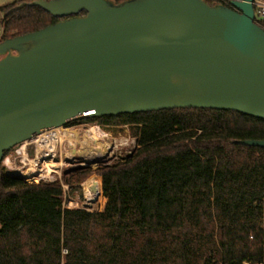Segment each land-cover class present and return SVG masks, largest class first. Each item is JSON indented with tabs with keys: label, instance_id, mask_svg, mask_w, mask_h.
Here are the masks:
<instances>
[{
	"label": "trees",
	"instance_id": "1",
	"mask_svg": "<svg viewBox=\"0 0 264 264\" xmlns=\"http://www.w3.org/2000/svg\"><path fill=\"white\" fill-rule=\"evenodd\" d=\"M34 1L0 7V43L60 20ZM85 123L128 127L137 141L114 164L65 173L80 199L81 185L101 178L102 211L66 209L61 184L9 177L0 165V264H264V149L238 144L264 141L263 120L181 109L65 127Z\"/></svg>",
	"mask_w": 264,
	"mask_h": 264
},
{
	"label": "water",
	"instance_id": "2",
	"mask_svg": "<svg viewBox=\"0 0 264 264\" xmlns=\"http://www.w3.org/2000/svg\"><path fill=\"white\" fill-rule=\"evenodd\" d=\"M30 6L60 20L0 43V165L16 146L78 120L209 109L264 121V28L253 0Z\"/></svg>",
	"mask_w": 264,
	"mask_h": 264
},
{
	"label": "rangeland",
	"instance_id": "3",
	"mask_svg": "<svg viewBox=\"0 0 264 264\" xmlns=\"http://www.w3.org/2000/svg\"><path fill=\"white\" fill-rule=\"evenodd\" d=\"M15 1L19 0H0V7L8 4V3H13ZM0 36H1V31H0ZM99 128V131L104 135L103 137H97L93 133L94 129ZM60 132V136H63V139L66 140L67 135H64L66 133H71L74 134V149L78 153H82L83 150H87L91 152L92 154L96 153H104L105 152V159L104 164H114L118 162L121 159H124L127 156L132 155V153L136 150V139L133 137L130 129L128 127H102L99 126L96 123H85L81 125H76V126H71V127H64L62 130L58 131ZM99 149V150H97ZM62 158H58L56 164H60L59 166H56L55 169H53V173L51 174V179H48V177L44 178L41 177L39 178H33L34 180H38L39 182L43 181L46 183H58L61 184L64 188V191L67 193V200L68 202H72L73 205L70 206L71 209H83L87 212L90 213H95V212H101L103 209V194H102V180H101V190H100V185L97 179H101L97 177L96 175H92L88 180L86 181L87 183L90 181H95L98 183V193H97V200L92 203H88L84 196L83 192V198L81 196V199L78 197V194L72 195L69 191L68 186L65 185L64 179H65V173L72 170V169H78V168H83L86 166L84 165L86 162H82L81 164H73L71 167L67 165L65 162V155L68 153V144L67 142H64L62 144ZM29 151V159L34 158V150L33 146L28 147ZM98 151V152H97ZM9 154H14V150H11ZM90 160V159H89ZM95 162L91 161V163L86 167L88 169H91L92 171H95L99 166V164H94ZM17 169L23 171V173H26V171L30 168L29 165L24 167L20 161L16 162ZM3 166V164H2ZM5 170L7 171V168L3 166ZM51 168V167H49ZM32 177V176H31ZM97 178V179H96ZM31 183H35L34 181H30ZM67 187V188H66ZM85 187V185H84ZM96 187V186H95ZM67 189V190H66ZM87 196V195H86ZM89 205V206H87ZM65 254V253H64Z\"/></svg>",
	"mask_w": 264,
	"mask_h": 264
},
{
	"label": "built area",
	"instance_id": "4",
	"mask_svg": "<svg viewBox=\"0 0 264 264\" xmlns=\"http://www.w3.org/2000/svg\"><path fill=\"white\" fill-rule=\"evenodd\" d=\"M222 1V3H228V4H232L233 1L235 0H220ZM253 5H254V9H255V21L258 24L259 21H264V0H253ZM63 128L60 129H55V130H62ZM97 130L99 131V128H97ZM54 130L51 131H45L43 134L37 136L36 138H34L33 140L29 141V142H25L19 146H16L14 149V154H9L8 156L4 157L3 159V166H5L7 168L6 171V175H18L20 176L22 179H25L26 181H34L39 183L38 180H34L33 178H41L43 177L46 178L48 177V179H51V174L54 172L53 169H55L56 167H51L50 169H48V165H54L57 162L58 158H60L59 160H61L62 158V144H64V142H67L68 144V149L67 150V154L65 155V162L67 163L68 166H72L73 164H81L82 162H86L84 165L82 166H88L91 161H89V157L91 152L90 150H83L82 149V153H78L75 151L74 149V134L71 133H66L64 135H67L69 137H67L66 140L63 139V136H60V132H58V134H54L52 133ZM29 146H33V152L35 154L34 158L29 159V151H28V147ZM99 150V149H97ZM105 153H96L94 154V156H96L95 158L96 163L94 164H104V159H105ZM20 161V163L26 167L27 165L30 166V168L26 171V173H23V171L17 169V165L16 162ZM94 162V161H93ZM60 164H56V166H59ZM73 167V166H72ZM83 167V168H86ZM34 170L33 173H29L30 170ZM49 170V171H47ZM32 176V177H31ZM43 182V181H41ZM46 183V182H43ZM87 182L83 183L81 185V188L84 192V196L85 198L86 196V187H84V185ZM47 184H57L55 182L52 183H47ZM67 188V187H66ZM91 188V187H90ZM89 188V189H90ZM97 186L94 189H90L91 192H96ZM67 190V189H66ZM87 200V198H86ZM73 205L72 202H68L67 200V193L65 192L64 194V201H63V206L66 209H71L70 206Z\"/></svg>",
	"mask_w": 264,
	"mask_h": 264
},
{
	"label": "bare ground",
	"instance_id": "5",
	"mask_svg": "<svg viewBox=\"0 0 264 264\" xmlns=\"http://www.w3.org/2000/svg\"><path fill=\"white\" fill-rule=\"evenodd\" d=\"M52 133H54V134H58V130H54ZM93 133L95 134V136H99V137H103L104 135L101 133V131H98L97 129H94L93 130ZM91 152H92V150H91ZM98 152V151H97ZM105 153V152H104ZM90 156L91 157H89L90 158V160L89 161H94L95 163H96V156H94L92 153L90 154ZM46 167H48V169H50L49 167H56V164H52V165H48V166H46ZM47 171H49V170H47ZM34 172V170L32 169V170H30L29 171V173H33ZM95 182V181H94ZM95 184H96V186H97V188H96V192H91V190L90 189H92V187H93V183L90 181V182H88V183H86L85 184V187H86V195H87V202L88 203H92V202H95L96 200H97V192H98V183H96L95 182ZM91 187V188H90ZM90 188V189H89ZM87 206H89V205H87Z\"/></svg>",
	"mask_w": 264,
	"mask_h": 264
},
{
	"label": "flooded vegetation",
	"instance_id": "6",
	"mask_svg": "<svg viewBox=\"0 0 264 264\" xmlns=\"http://www.w3.org/2000/svg\"><path fill=\"white\" fill-rule=\"evenodd\" d=\"M224 5L228 6V7H231V4H228V3H224ZM1 58V57H0Z\"/></svg>",
	"mask_w": 264,
	"mask_h": 264
}]
</instances>
